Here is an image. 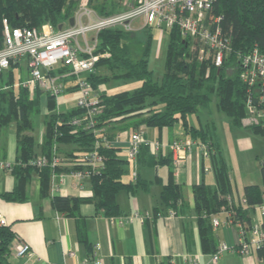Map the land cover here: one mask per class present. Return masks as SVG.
<instances>
[{
  "label": "trees",
  "instance_id": "obj_1",
  "mask_svg": "<svg viewBox=\"0 0 264 264\" xmlns=\"http://www.w3.org/2000/svg\"><path fill=\"white\" fill-rule=\"evenodd\" d=\"M94 6L100 13H111L115 9V0H95ZM79 0H0V48L4 45V19L11 27H40L44 21L55 26L65 23L75 13ZM213 12L222 16L221 24L230 36L234 52L226 56L222 66H215L211 59L198 58L199 46L186 37L179 27L169 29V43L166 53L165 71L160 79L154 78L150 67V52L153 28L124 30L109 28L99 33V43L95 50L100 54L96 64L97 71L89 79L103 105L97 116L98 126L111 127L106 132L107 139H114L121 131H132L142 127H154L159 130L182 125L185 136L197 138L209 143L211 153L221 154L218 140H214V131L210 126H197L189 121V115L200 108L210 105L213 97L219 110L225 112L236 126L244 124L248 111L245 106L246 85L238 69L239 52H249L255 46L264 49V0H214ZM19 62L0 72V127L15 125L18 138V156L10 171L15 177L11 191L0 194L9 201L27 200V186L31 177L37 174L41 181V193L51 195V184L56 172H71L89 167L85 155L98 150L104 156V168L91 176L93 196L75 197L52 195L53 206L62 212H74L82 202L93 201L98 209L108 216L122 213L118 194L122 190L131 193L147 183L140 177L124 179L128 173L129 159L121 154L118 146H106L103 136L95 135L91 130L72 124V119L83 110L74 106L67 110H55L57 96L46 94L48 112L45 116V132L40 150L33 135L36 127L34 117L42 111V91L30 98L28 88L23 82L16 83L15 68ZM234 66L235 73H229ZM101 67L105 72L101 73ZM113 79H139L141 85L134 90H122L109 93L103 86ZM74 87V88H73ZM67 91L76 90V86ZM65 90V91H66ZM257 132H264L259 124L251 125ZM55 146H57L55 148ZM67 146L68 149H66ZM57 152L61 164L38 167L28 162L39 154L52 156ZM150 148L143 146L140 161L171 164V156L159 157ZM220 157V156H219ZM264 178V165L261 167ZM217 184L211 187L205 182L193 186L195 206L198 212V224L201 239L213 252L217 249L215 233L211 223V214L230 207L228 195L232 191L229 170L222 160L216 168ZM171 180L163 185L160 206L154 208L158 216L164 209L174 208L182 197L180 184ZM247 203H232L243 215L250 216L255 205L262 200V191L258 185L245 187ZM14 232L9 226H0V264H11V244ZM258 254L264 258V251Z\"/></svg>",
  "mask_w": 264,
  "mask_h": 264
},
{
  "label": "crops",
  "instance_id": "obj_2",
  "mask_svg": "<svg viewBox=\"0 0 264 264\" xmlns=\"http://www.w3.org/2000/svg\"><path fill=\"white\" fill-rule=\"evenodd\" d=\"M159 45L161 47V43ZM16 70H19L21 74V83L29 78V69L25 60L19 62ZM73 86L74 82L69 80L66 89ZM37 91L33 90L31 94L29 93L30 98H35ZM41 103H45V114H47L48 103L44 92H42ZM216 110L214 118L206 117L202 120L200 116L199 123L196 125L210 126L214 131V140H218L221 154L216 153V156H213L211 153L205 157L197 147L188 154L178 169L174 166L173 160L168 165L141 162L138 158V177L147 184L133 193L127 190L119 192L118 202L122 210L120 215H106L104 211L97 208L93 201L82 202L74 212L67 213L57 210L52 204V195L93 196L90 178L78 182L73 176H62L63 172L54 174L51 195H42L40 178L34 174L27 186L26 201H9L0 196V214L6 219L7 226L15 235L27 241L34 252L30 258H15L11 253L10 263L97 264L96 261L99 260V264H194L189 259L195 258L196 264H264V258L261 259L256 252L242 255L230 250L223 252L219 260L214 262L212 260L213 251L209 250L201 239L193 186L201 182L211 187L216 186L217 165L221 162V158L226 165L228 163L226 161V149H229L230 143L227 137L228 132L232 134L236 152L241 156L245 150H248L251 152V159L248 161L252 160L248 163L250 167L247 169L242 170V166L240 167L239 178L236 173L229 172L232 182L230 196L233 203L237 205L242 202L245 197V187L248 185H258L262 194L264 191V178L261 170L264 165V159H261V156L264 158V139L262 141V138H253L248 133L250 131L248 128L253 129L251 126L253 120L244 118V124L236 126L229 116H223L225 114L218 109L217 103ZM221 124L225 125L227 130L224 127L225 130L220 132ZM142 130L147 137L161 140L163 147L159 157L162 156V159L166 156L172 158V141L177 137L185 136L183 132L171 131L169 141L165 142L163 130L154 127H142ZM44 132L45 123L41 128L39 143L43 140ZM127 144L128 131H125L123 138L117 144L124 157H127ZM68 147L70 146L66 149ZM37 150H40V147ZM18 153L16 126L0 127V158L15 162ZM254 157L255 161H253ZM129 165L134 169L131 162ZM132 168L128 169L126 180L133 178ZM171 175L173 181L180 184L182 197L174 208L161 210L162 212L155 216L154 208L161 205L163 185L171 180ZM14 185L15 177L12 172L9 169H0V194L11 191ZM137 210L147 217L144 220L137 219L133 222L121 223L117 220L119 216H131ZM217 213L221 217L225 215L221 211ZM250 216L255 221L264 222V217L260 216L255 209L252 210ZM213 231L216 246L221 242L233 245L238 241L237 225H224ZM95 244H100V247L95 248ZM71 251L75 254L71 255Z\"/></svg>",
  "mask_w": 264,
  "mask_h": 264
},
{
  "label": "built area",
  "instance_id": "obj_3",
  "mask_svg": "<svg viewBox=\"0 0 264 264\" xmlns=\"http://www.w3.org/2000/svg\"><path fill=\"white\" fill-rule=\"evenodd\" d=\"M95 0H79L78 7L70 19L62 23V28L50 21H44L40 27H11L4 19L5 40L0 48V72L7 69L12 62L26 61L29 78L23 82L29 93L41 90L45 94L58 96L65 92L67 82L72 80L80 91L76 106L83 112L72 119L75 126L91 130L97 136H103L106 146H117L125 131L118 132L114 139H107L109 127L98 126L97 116L103 105L100 102L92 81L91 74L97 71L100 54L95 52L99 43V33L109 28H121L127 31L142 28H157L169 30L174 26L192 39L193 44L199 46L198 58L211 59L215 66H222L226 56L234 52L230 36L224 30L221 20L213 12L214 0H115V9L111 13H100L94 6ZM141 18L142 22L135 27L134 20ZM92 33V37L89 34ZM240 77L246 85L245 106L248 115L252 116V124H259L264 128V49L255 46L249 52L237 53ZM31 97V95H30ZM143 146L150 148L153 154L160 153L163 143L159 139H152L145 135L142 129L128 131L127 158L133 164L132 177L138 178V158ZM57 146H55L56 148ZM199 147L203 156L211 154L209 143L197 138L177 137L171 143L172 160L178 169L188 154ZM89 163L86 169L63 172L62 176H73L78 182L104 168V156L94 149L85 155ZM62 160L57 152L52 156L38 155L28 164L52 168L61 164ZM14 162L0 158V169H11ZM230 207H223L224 217L218 213L211 214L214 230L224 225H237L238 241L230 245L221 242L212 254V260L217 262L223 252L230 250L242 255L264 251V222L255 221L251 216L243 215L232 204L228 195ZM242 203L246 204L244 197ZM255 211L264 217V191L262 200L254 207ZM173 213V212H171ZM139 210L131 216H119L121 223L144 220ZM6 219L0 214V226H6ZM100 244H95L99 248ZM15 258L32 257L34 252L31 245L20 236L14 235L10 247ZM71 255L75 253L70 252ZM263 259L262 257H260ZM190 262L196 264L195 258ZM100 263L99 260L96 261ZM19 264V263H14Z\"/></svg>",
  "mask_w": 264,
  "mask_h": 264
},
{
  "label": "rangeland",
  "instance_id": "obj_4",
  "mask_svg": "<svg viewBox=\"0 0 264 264\" xmlns=\"http://www.w3.org/2000/svg\"><path fill=\"white\" fill-rule=\"evenodd\" d=\"M142 20L141 18H138L134 20L133 24L135 27H138L141 24ZM153 33V39H152V45H151V52H150V67L154 71V78L160 79L165 71V61H166V53H167V48H168V43H169V38L170 34L169 31L166 29H161L157 28L156 26L152 29ZM92 33L89 34V37H92ZM161 43V47L159 45ZM160 49V51H159ZM235 67L232 66L231 70H229V73H235ZM105 72V68L101 67V73ZM15 79L16 83L21 82V74L19 73V70L15 71ZM142 81L139 79H132V80H123V79H113L110 82L104 84L103 86L107 89L109 93H115L118 91L122 90H134L135 88L139 87L141 85ZM80 96V91L74 90V91H65L64 93L60 94L57 96V106L55 110H67L76 105V101L78 97ZM32 99V98H31ZM46 111V105L45 103L42 104V111L41 113L37 116L34 117L35 120V129H34V135H35V140L37 142V149L39 148V141H40V133H41V128L44 127V119H45V112ZM216 97L214 96L210 105L207 107H202L200 108V111L197 113H192L189 115V121L194 123L195 125L198 124L199 117L203 120L208 117L209 119L214 118L216 115ZM223 113V112H222ZM225 115L223 116H228L225 112L223 113ZM223 119V118H222ZM221 119V120H222ZM246 120H253L252 116L247 115L245 117ZM40 120H43L42 122ZM221 129L220 132L224 131V127L227 130V127L225 125H220ZM219 126V128H220ZM247 128V127H244ZM250 131V135L254 138H262V141L264 139V132H257L254 129L248 128ZM175 131V132H183V127L182 125L174 126L172 128H164L163 129V139L165 142L169 141V132ZM232 134L230 132L227 133V137L229 139V149H226V155L227 159L226 161L228 162V170L230 173H236L237 178H239V173H240V167L242 166V170L247 169V167H250L248 163L252 162V160L248 161L251 159V152L248 150H245L241 156L240 153L236 152L235 149V143L233 141V138L231 137ZM236 140V139H235ZM124 154V152H122ZM261 159H264L263 156H261ZM256 158H253V161H255ZM244 161V163H242ZM174 164V163H173ZM248 164V165H247ZM247 165V166H246ZM175 166V164H174ZM132 166L128 165V169L131 170ZM133 169V168H132ZM128 178V173L124 176V179ZM231 230V229H230Z\"/></svg>",
  "mask_w": 264,
  "mask_h": 264
},
{
  "label": "water",
  "instance_id": "obj_5",
  "mask_svg": "<svg viewBox=\"0 0 264 264\" xmlns=\"http://www.w3.org/2000/svg\"><path fill=\"white\" fill-rule=\"evenodd\" d=\"M73 23H74V18H73V17H71V18H70V24H73ZM62 26H63V25H62V24H60V25H59V28H62Z\"/></svg>",
  "mask_w": 264,
  "mask_h": 264
}]
</instances>
